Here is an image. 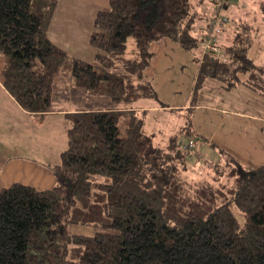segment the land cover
Segmentation results:
<instances>
[{
	"label": "trees",
	"instance_id": "1",
	"mask_svg": "<svg viewBox=\"0 0 264 264\" xmlns=\"http://www.w3.org/2000/svg\"><path fill=\"white\" fill-rule=\"evenodd\" d=\"M229 1L109 0L93 20L96 51L87 61L70 58L50 39L56 0H0V52L8 57L3 80L10 93L34 114L56 111L74 96L83 101L63 109L68 147L54 167L57 184L0 188V264H264V164L242 172L236 167L233 187L217 178L191 192L178 171L187 170L192 151L176 136L167 149L155 146L143 118L126 107L155 96L143 72L151 43L161 38L197 50L194 101L209 78L228 91L244 86L264 97V66L249 56L251 24L217 19ZM208 4L215 11L204 13L205 28L193 37L192 8ZM210 25L220 27V43H214L222 52L200 51ZM130 38L141 59L127 57ZM70 224L94 232L73 233Z\"/></svg>",
	"mask_w": 264,
	"mask_h": 264
},
{
	"label": "rangeland",
	"instance_id": "2",
	"mask_svg": "<svg viewBox=\"0 0 264 264\" xmlns=\"http://www.w3.org/2000/svg\"><path fill=\"white\" fill-rule=\"evenodd\" d=\"M217 3L220 4L218 0ZM231 3L230 1L229 4L225 3L224 9L220 7L222 10L218 12L220 14L219 17L227 15L231 21L240 19L241 22L251 24L253 43L249 56L256 65L264 66V0H233ZM83 4H85L86 8L97 7L98 9L103 6H106V8L110 6L109 0H86ZM89 10L88 12L93 11V9ZM192 11L197 15L193 30L196 27L198 28H196L197 31H190V34L195 37L199 35L198 33L202 32L201 26L205 28L204 22L207 21H205L204 13L206 11L214 12L215 4L214 7L213 4H208L206 10L202 6L198 7L194 5V10L192 8ZM81 14L82 12L79 17L75 16L74 20L68 21L74 31L70 35H59L61 36L59 40L62 42V45L57 44L68 52L70 58L79 57L87 60L90 52L87 51L86 47L81 49V46L84 44H81L79 39L82 42L86 40L91 45L90 31H92L93 27L92 24L89 26V19L86 20V17ZM55 19L60 21L58 14ZM59 21L54 20V27L55 25L56 27H60L61 24L67 25V23H59ZM208 30L210 32L205 35L208 41L206 45H201L200 51L207 48L209 44V52H213L216 51L215 49H220L218 46H215L214 41H219L221 30L219 26L211 27V25L208 27ZM203 40L200 39V42ZM229 44H231L230 46H236L237 42L233 41ZM149 51L152 52V56L150 63L143 72V79L152 83L155 96L142 98L130 106L135 107L136 105L148 104L158 109L155 112L146 111L145 113H137L140 118H143V132L152 136L155 146L167 149L171 136H176L184 144H187L193 138L197 140L195 148L190 150L192 152H189L187 170L181 172V169H179L178 171V174L181 173L182 178L187 181L185 185L191 189V192L201 190V187H206L207 184L203 183V181H216L217 178H220L221 182L226 179L227 185L233 187L235 183L233 182L235 177L233 172L236 167H239L240 172H242L248 168L264 164L263 102L258 104L247 100L246 91L240 89L242 86L233 91H226L218 88V86H214L218 83L216 80H211L212 82L207 80L196 95L195 101L199 104L198 110L213 111L219 114L215 128H211L212 134H210L207 128L211 123H207L208 125H206L202 120L199 122V119L195 116L196 110H192L194 107L190 104L188 105L189 109L183 108V105L187 102L189 103L193 96H191L192 86L195 83L196 74L199 69L198 60L195 59V54L198 55L197 50H184L173 40L161 38L151 43ZM219 51L222 52L221 49ZM0 53L8 61L7 55L2 52ZM1 54L0 63L3 62L5 64V59ZM127 57L133 59L142 58L136 47V41L133 38L128 40ZM222 58L228 60V56L226 55ZM241 76V79L245 78L247 81H257L251 79L249 75ZM137 79L134 76V80ZM254 96L257 99L261 97L258 94ZM80 104L82 105L83 101L74 96L60 102L58 106L61 108H79ZM218 109L220 110L218 111ZM223 109H227L228 111L224 114L222 112ZM231 109H234V111L231 112ZM63 125L64 131L61 129L59 132H55L54 130L49 132V153L44 155L47 158L43 159L44 163L49 160L48 169L50 162L55 164L61 162L62 152L68 147V119L64 115L53 118L54 127L61 126L62 128ZM205 126L207 127L206 129ZM121 128L124 131V123H121ZM188 129L191 131L190 135L186 133ZM50 171L54 174L52 168H50ZM19 182L21 183V181ZM55 185H50L47 188ZM214 187L219 188L217 184H214ZM235 215L240 222L243 220L240 212L235 210ZM69 230L79 234H92L94 232L92 226L85 224H70Z\"/></svg>",
	"mask_w": 264,
	"mask_h": 264
},
{
	"label": "crops",
	"instance_id": "3",
	"mask_svg": "<svg viewBox=\"0 0 264 264\" xmlns=\"http://www.w3.org/2000/svg\"><path fill=\"white\" fill-rule=\"evenodd\" d=\"M56 1L57 4L55 14L52 18V22L48 30V35L56 37L52 38L51 36H49L54 43H58L61 45L62 42L59 40L61 39V36L59 35H70L72 31H74L68 21L74 20L75 16L79 17L80 13L82 12L81 15L86 17V20L89 19V26H91V24L93 25V20L97 12L103 8H106V6H103L100 9H98L97 7L86 8L85 4H83L86 0ZM89 9H93V11L88 12L90 11ZM57 14L60 21L58 19H55ZM54 20L59 21V23H67V25L61 24L60 27H56V25L54 27ZM79 42L81 44H84L81 46V49H84L86 47L87 51L90 52V56L88 57L87 61H91L94 57L96 49L94 47H90L91 45H89L86 40L82 42L79 39ZM2 56L5 59V64L3 62L0 63V188L8 187L13 183L21 181V183L23 182L24 184L32 185L39 189H46L50 185L57 184V177L54 172V167L61 163L60 162L58 164H55L50 162V166L48 169L47 167L49 165V160L45 163L43 162V159L47 158L44 157V155L49 153V132H52L53 130L55 132H59V130L61 129L64 131V125L62 128L61 126H53V118L63 116V109L65 108H58L60 110L57 109L56 111L43 114H34L21 106L17 99L4 85L3 70L6 65V57L4 55ZM196 79L197 74L195 81ZM208 80L211 81L216 79L209 78ZM216 81L218 82L217 85H214V83L213 85L218 86V88L224 89L220 82L218 80ZM194 84L192 86L191 96L194 93ZM243 87L244 86H242V88L240 89H244L246 91L247 100L256 102L258 104H261V102H263L264 105L263 96L257 99L254 96H257L256 92ZM139 100L135 102H138ZM189 104L194 107L192 110H196L195 116L197 119H199V122L202 120V122H205L206 125H208L207 123H211L208 128L205 126V129L207 128L210 134H212L211 128H215V123L219 114L213 111L207 112L204 110H198L199 104L197 103V101H194V99L190 100L189 103L187 102L186 104H184L183 108L189 109ZM130 105H127L126 107L128 109H134L136 114L145 113L146 111L155 112L158 110L148 104L136 105L135 107ZM219 110L220 109H218V111ZM226 111L228 110H222L224 114L226 113ZM230 111L232 112L234 111V109H231ZM50 168H52L54 174L52 173V171H50Z\"/></svg>",
	"mask_w": 264,
	"mask_h": 264
},
{
	"label": "built area",
	"instance_id": "4",
	"mask_svg": "<svg viewBox=\"0 0 264 264\" xmlns=\"http://www.w3.org/2000/svg\"><path fill=\"white\" fill-rule=\"evenodd\" d=\"M225 20H226L225 17H219V22H220V23H223ZM215 46H216V45H215ZM208 47H209V44H208ZM215 50H216V51H213V53H216V52L218 51V49H215ZM196 144H197L196 139H195V140L192 139L189 143L184 144L183 148H184V149H188V150H192V149L195 148Z\"/></svg>",
	"mask_w": 264,
	"mask_h": 264
}]
</instances>
